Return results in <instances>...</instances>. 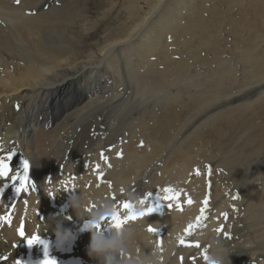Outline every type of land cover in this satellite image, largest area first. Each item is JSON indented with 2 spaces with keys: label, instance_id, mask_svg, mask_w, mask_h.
<instances>
[{
  "label": "bare ground",
  "instance_id": "6f19581e",
  "mask_svg": "<svg viewBox=\"0 0 264 264\" xmlns=\"http://www.w3.org/2000/svg\"><path fill=\"white\" fill-rule=\"evenodd\" d=\"M116 1L0 0V66L11 69V73L0 77V95L8 89V95H14L0 102V155L14 153L9 176L0 177V210L5 215L0 222V255H8L4 264H22L28 247L33 260L42 261L45 245L48 258L56 264H98L87 254L92 235L110 233L114 227L110 218L93 227L87 219L76 217L66 206L76 192L93 199L110 195L122 218L127 215L121 207L124 201L135 212L156 206V211L125 224L144 229L134 246L141 251L149 246L143 235H151L152 243L160 246L162 264H189L183 259L195 253L194 245L203 240L200 233L211 232L215 225L224 222L220 213L231 206L228 213L233 226L224 230L235 237L222 240L230 252L231 264H264V204L249 211L264 193V130H257L248 140L247 132L239 133L233 138L235 144L229 139L230 157L216 159L213 166L214 192L219 195L216 202L211 196L203 198L208 192L201 188L191 204L182 206L184 211L169 214L175 206L172 199L165 197L173 194H155L152 190L155 182L159 185L160 173L154 182L146 176L151 166L165 163L158 154L163 145L157 142L139 152L137 138L148 127L133 123L151 110L152 124L158 129L161 110L172 104L187 115L185 97L199 107L186 118L180 133L204 111L208 115L200 118L199 127L235 116V108L228 109V104L242 100L244 97L238 95L246 89L264 83V0H219L220 4L218 0H208L207 7L196 9L197 17L186 31L193 40L183 46L193 56V64L157 60L150 65L142 61V65L132 68L128 64L138 56L130 51L138 45L130 42L128 46L127 41H132L147 20L157 14V1L142 0L146 3L143 8L138 0H123L126 17L115 24L108 14ZM94 2L97 6L92 12L86 4ZM168 3L169 0L162 8ZM226 3L232 7L243 4L250 11L237 17L225 15L217 24L205 26V15L215 14ZM176 8L177 5L172 11ZM262 101L261 107L264 97ZM218 103H222L219 108L209 110ZM222 128L223 125L217 126L216 131L221 133ZM124 139L127 141L121 145ZM183 141L179 138L175 151L183 150ZM239 142L243 144L235 154L233 147H238ZM113 146L116 151H109ZM121 151L123 156L119 158L117 153ZM88 152L92 154L84 156ZM99 152L106 153L98 161ZM25 159L29 163L28 186L20 197L16 191L19 181H13L11 176L17 170L23 173ZM259 159L262 161L255 167L258 176L240 189L239 176ZM213 167L207 165L206 170ZM114 169H118V178L112 175ZM190 170L187 161L174 167L170 174L172 190L182 189ZM134 180L137 182L133 186ZM254 182L263 183L256 186L254 196H238L253 190ZM125 187L129 189L120 193ZM141 188L145 194L135 199ZM28 192L30 195L25 194ZM141 200L145 203H139ZM200 216L203 220L189 234V225L196 224ZM57 219L74 237L59 246L52 230L54 225H49V220ZM149 227L157 229L156 233H148ZM34 235L45 243L29 245L28 240Z\"/></svg>",
  "mask_w": 264,
  "mask_h": 264
},
{
  "label": "rangeland",
  "instance_id": "374dc122",
  "mask_svg": "<svg viewBox=\"0 0 264 264\" xmlns=\"http://www.w3.org/2000/svg\"><path fill=\"white\" fill-rule=\"evenodd\" d=\"M155 1H157L156 6H158L157 11L155 12L157 14H154L153 16H151V18L147 20L146 24L144 25L145 28L143 27L144 30H142L143 28H141V30H139L135 34V36L131 38L132 41H127L129 42L128 46L130 45V42H133L134 46L138 45V47L136 46L134 50L130 51V54H133L134 56L138 57L135 58L132 63L128 64V68H132L137 64L142 65V61L146 62L145 64L150 65L152 62H156L157 60H160L163 63L193 64V56H191L183 46L186 41L190 42L193 40L190 35L186 34V31H188L193 20L197 17L196 9L202 6L207 7L206 3L208 0H185L184 2H180V0H177L178 3L180 2L179 4L175 3L176 0H169L168 5L164 8L162 7L164 6L167 0ZM122 2L123 0H117L116 2H114L113 7L111 8L108 14V17H111L112 22L115 24L122 22L126 17V15L123 14L126 13V11L122 6ZM138 2L141 4V7L146 8V3H143L142 0H138ZM220 2L218 0L219 4ZM174 4L177 5V8L175 11H172V8L176 6ZM96 6V2L86 4V8L92 12L96 10ZM247 11H250L249 8L244 7L243 4L241 6L235 5L234 7H232V5H228L226 3L222 7H218L215 14H206L204 19V25L213 26L215 25L214 23L217 24L218 22H220L221 18L225 15L237 17L240 14H245ZM106 19L107 17L105 18V21ZM225 33L224 38L227 37L225 36ZM115 48L120 47L117 46ZM202 49L203 48L200 47V51H202ZM22 70L23 69H20V71ZM8 72L11 73V69L9 70L4 68V66H0V77L3 76V74H8ZM89 75L90 74L88 73L87 77ZM118 80L121 81L120 78H118ZM253 89L248 88L246 89V91L240 93V95L238 96H243L244 98L240 101L229 103L228 105H230V107H228V105L222 107L223 109H226V107H228V109L235 108V116H231L225 121H213L209 122L205 126L199 127L198 123L202 121L200 120V118L205 117V115H208V111H204L200 114H197L195 116L196 118H194V121H191L184 129H182V133H180V129L182 128L184 121L189 115L192 114L195 109L199 107L197 103L189 102V99L187 97H185L184 102L186 103L185 109L189 110V114L184 115V111L181 110L178 105L172 104L169 107H166L161 110L160 114L162 116V121L160 122L158 129H156L155 124H152L153 121L151 110L143 118L135 120L133 122L134 124L139 125L144 123L148 127V130H145L137 138V142L143 141V146L139 148V152H143L145 148L150 145L152 146L157 142L163 145V149L159 150L158 154L160 155L161 160H163L165 163H163L161 166L158 163L154 164L146 173V176L150 182H154L158 174L160 173V177H158L159 185L155 182L152 186V190H154L155 194L163 192L165 188L172 189L170 174L173 172L175 166H181L184 164L185 161H187L188 166L191 167L190 176L188 177V180H185L182 183V189L180 191L173 189V191L169 193L173 194V196L175 197L171 201L173 202L175 207L169 209V214L172 211L174 213L184 211V205L188 204V200L193 199V197L199 193L201 188L203 192L206 193L205 189H207L208 192V195L204 194L203 198L208 199L209 196H211L214 202L218 200L219 195H216V193L214 192L215 168L213 166L217 163L216 159L230 157L228 155V153L231 152V147L229 146V139H231V141L233 142L232 144H235L236 142L233 141V138L239 133L247 132L248 140L251 134L255 133L257 130H264V104L262 105V107L260 106L261 103H263L262 98L264 97V83H262V85H256V87H254ZM260 89L261 91H259ZM10 90L11 89L4 90L7 92H4L0 95V102L5 98L9 99L14 96L13 94L8 95L9 93H11ZM253 91H255V93ZM221 105L222 103H218V105L209 108V110H212L213 108H219ZM234 105H236V107H234ZM235 110H231L229 112ZM225 116L228 117V114ZM196 125H198V127H196ZM221 125H223L222 131L221 133H218L216 131V128L217 126L220 127ZM192 127H196V129L192 131ZM186 133H188V137H184ZM177 134L179 135L176 136ZM179 138H183L184 140L182 143L183 150L180 153L175 151V145ZM126 141L127 140L124 139L122 142H120V144L124 145V142ZM242 144L243 143L239 142L238 147H233L235 149V154L240 151V147ZM115 149L116 146H113L109 149V151L115 152ZM90 151H92V149ZM127 152L129 153L131 152V150L128 149ZM105 153L106 152L100 154L99 152L98 154H96L97 160H101ZM91 154V152H88L84 156H90ZM255 158L256 157H254L253 159ZM94 159L95 157L93 158V160ZM261 161L262 159L257 160L253 163L250 170L248 169L242 172V174L239 176V179L241 181V185L239 186L240 189H244L248 185L250 180H252L255 176H258L256 174L255 167ZM207 165L213 168H209L210 170H206ZM163 166L164 168L161 170ZM166 170L170 171V173H164V171ZM197 170H199V174H197ZM211 171H213V173ZM217 171V173H219L221 170L218 169ZM112 175L118 178V169H114L112 171ZM231 176H234V174L231 173ZM136 182L137 180H134L131 182V184L134 186ZM254 184L255 188L253 190L248 191L247 194L244 192L240 193L238 194V196L242 198L254 196L257 190L256 186L258 185L257 182H254ZM159 186L162 188V190L159 188ZM258 186H263V183H260ZM127 189L129 188H123L120 193L126 191ZM143 190L144 189L141 188L137 193H135V199H140L145 194ZM177 193L178 195H176ZM25 194L30 195L29 192ZM18 195H20V197L23 196L22 192H19ZM103 197L109 198L110 195ZM255 199L256 198L254 197L253 200ZM261 202L262 204H264V193H261L258 196V201L255 203L254 206L249 208V211H255L262 208ZM208 206H211V202H209ZM227 207L220 213L222 218H224V222L215 225L210 232L215 236L221 238L223 241L232 240L235 237L232 233L227 232V230H224L225 228L233 226L232 222H234L230 218V215L228 213L230 209H232V207L230 206L229 209ZM224 213H227V217L223 215ZM2 214L5 217L4 213H1L0 210V217ZM0 222L3 221L0 219ZM235 223L236 225L238 224L237 220H235ZM217 229H221V231H217ZM204 247L205 241L201 240L196 245H194V248L196 249L195 253L198 255L193 253L190 256L191 258L189 257L187 259H183V262L189 261L188 263L190 264L192 260L193 263L191 264H197L198 261L203 260Z\"/></svg>",
  "mask_w": 264,
  "mask_h": 264
},
{
  "label": "clouds",
  "instance_id": "9594fccd",
  "mask_svg": "<svg viewBox=\"0 0 264 264\" xmlns=\"http://www.w3.org/2000/svg\"><path fill=\"white\" fill-rule=\"evenodd\" d=\"M66 206L76 217L87 219L89 226L99 224L102 220L115 215L117 211V206L111 198L93 199L79 192L70 197ZM49 225H54L52 230L58 246L74 238L72 231L64 227L61 220H49ZM143 233V228L130 224L114 227L107 234L94 232L87 254L97 260L98 264H162L160 246L152 243L151 235H143L145 243L149 245L145 250L141 251L134 247ZM200 237L205 241L203 249L205 264H231L228 258L230 252L221 238L208 231L201 232ZM46 258L44 256L42 261L30 259L22 264H42Z\"/></svg>",
  "mask_w": 264,
  "mask_h": 264
},
{
  "label": "snow or ice",
  "instance_id": "6c2138e0",
  "mask_svg": "<svg viewBox=\"0 0 264 264\" xmlns=\"http://www.w3.org/2000/svg\"><path fill=\"white\" fill-rule=\"evenodd\" d=\"M20 0H16V3H19ZM31 14V13H29ZM18 109L20 107L19 104H17L16 106ZM140 146L142 147L143 146V141L140 142ZM103 155V154H102ZM14 156V153L9 151L7 156H3V155H0V177H8L9 176V173L11 171V165H10V161L12 160ZM117 156L119 158H122L123 156V153L122 151L121 152H118L117 153ZM105 159H107L106 157H104ZM22 167H23V173H21L19 170H17V172L15 173V175H12L11 176V179L13 181H19V186L16 188V191L19 193L21 192L22 190H24L28 185H27V181H28V170H29V163L27 161V159H25L23 162H22ZM109 167H111V165L109 164ZM197 174H199V170H197ZM165 192L167 193H171L173 190L170 189V188H165L164 190ZM178 195V193L176 194ZM175 198L174 196H166L165 199H173ZM238 198V197H237ZM193 201L191 199L188 200V203L191 204ZM139 203L141 204H144L145 201L144 200H141ZM205 204L207 203V200H205L204 202ZM121 207L123 209H126L127 210V215H125L123 218L121 217L120 215V212H119V209H117L116 211V214L113 215L112 217H110V220L112 222V226L115 227V228H119L121 226H123L125 223H127L129 220H136L137 218L139 217H142V216H145L147 214H150L152 213L153 211H156L157 208L156 206H150V207H147L146 210H141L140 212H135L133 210V206L127 202V201H124L122 202V205ZM203 209H201V212L203 213ZM225 217H227V213H224L223 214ZM203 216H200V217H197V220H196V224H190L189 225V228H188V233L191 234V230L196 227L202 220H203ZM2 219V218H0ZM93 227H98L99 225L98 224H93L91 225ZM148 231L151 232V233H156L157 229L155 228H152V227H149L148 228ZM217 231H221V229H217ZM21 235H23V232H21ZM183 239H181V243H183ZM34 243H45L44 241H42L40 239L39 236H32L31 239L28 240V244L29 245H32ZM45 256L47 257L43 262L42 264H56V261L54 259H49L48 258V253H47V246L45 245Z\"/></svg>",
  "mask_w": 264,
  "mask_h": 264
}]
</instances>
